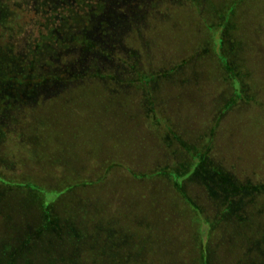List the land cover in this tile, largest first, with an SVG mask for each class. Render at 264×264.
<instances>
[{
	"label": "rangeland",
	"instance_id": "1",
	"mask_svg": "<svg viewBox=\"0 0 264 264\" xmlns=\"http://www.w3.org/2000/svg\"><path fill=\"white\" fill-rule=\"evenodd\" d=\"M63 1L0 0V17H4L0 68H5L8 80L0 82V123L6 122L2 124L7 129L0 135V175L8 182H28L16 185L0 180V199L7 188L13 189L7 192L9 196L23 199V190L32 188L33 183L50 190L43 196L46 205L58 198L55 188L62 181L60 186L67 189L56 201V213L61 217L68 214L64 219L69 221L77 219L76 226L86 237L77 242L63 237L60 247L50 245L57 264H205L206 260L207 264H261L258 252L251 247L264 229V193L250 197L254 204L242 195L247 200L244 205L237 204L241 198H235L237 207L232 206L226 201L223 175L234 176L238 187L264 183V0H246L234 13L259 50L254 59L252 46L245 45L252 73L249 85L259 82V88L251 94L252 99H244L248 102L236 91L233 101L237 104L219 118L216 112L227 99L222 93L218 57L211 52L218 48L206 47L204 34L197 36L202 24L188 8L189 3L179 6L185 0H160L168 1L171 18L164 25L146 28L145 40L153 43L149 42L151 55L145 48L138 59L145 60L153 73L169 70L158 75L148 71L150 74L139 76V83L146 85L149 77L165 79L157 80L168 84L160 88L162 93L152 88V95L160 93L164 105L147 112L173 119L171 129L179 134V143L163 139L166 132L156 121L144 128L136 120L126 125L127 113L140 111L137 99L145 98V93L132 86V93H125L124 83L116 86L111 82L109 90L105 78H90L79 90L66 92L71 85L63 83L59 66L65 68L63 53H68L65 45L71 32L58 34L59 42L45 39L48 29L57 24L51 10L60 14L61 6L66 5ZM217 1L223 4L228 0ZM92 10H87L88 22L96 20ZM157 15L164 20L163 15ZM217 16L209 18L212 24L221 21ZM258 21L259 34L255 35ZM171 26L176 32L169 34ZM157 32L175 38L155 46L153 34ZM215 38L211 29L209 39ZM199 50L204 52L202 57ZM73 53L78 54V49ZM111 57L121 69L116 62L121 56L116 53ZM181 63L184 65L179 67ZM76 67L77 63L72 70ZM22 68L25 71L16 76V70ZM45 73L59 79L49 81L51 77ZM177 78L188 80L192 90L173 91L176 87L169 84ZM181 94L185 107L177 99ZM198 147L207 148L206 161L220 170L216 179L193 175ZM183 179L182 194L193 205L186 204L179 192ZM4 203H0V264H8L6 255L20 246V236L31 218L27 211L33 207L27 201ZM35 252L38 254L32 258L41 260V252Z\"/></svg>",
	"mask_w": 264,
	"mask_h": 264
},
{
	"label": "trees",
	"instance_id": "2",
	"mask_svg": "<svg viewBox=\"0 0 264 264\" xmlns=\"http://www.w3.org/2000/svg\"><path fill=\"white\" fill-rule=\"evenodd\" d=\"M245 2L246 0H228L223 4H220L221 1L217 0H185L183 3L178 4L179 6L183 5L184 3L190 4V7L188 8L191 9L193 14L197 15H195V19L200 20L202 24L200 32H196L197 36L200 38L201 34L202 36L204 34V36L206 37L204 43H207L204 45L207 47L211 44L213 45V47L218 48H214L213 50L215 52H211L217 55L218 57V62L216 63L218 66V71H221L223 73L222 83L224 89L222 93L225 94L224 99H227L226 102H223V104L220 105V112H218V110L216 112L218 114V118L222 116L223 113L228 111L231 105L237 102L233 101V94L236 91L240 93L239 98L245 101L244 99H246L247 97H249L247 99H252L250 97L251 94H253V92L256 93L257 89L259 88V82H257L256 84L254 83L253 85H249V82L252 79V73H250V70L247 67L246 59L248 55H245L247 53L245 45L249 43V46H252V54L254 55V59L259 50L256 49V44H252V39H248L249 35L240 22V16H234V13L237 12L238 8L243 6ZM63 3L66 5L61 6L60 14L57 10H51L52 12H54L51 16H54L55 22H57V24L54 25V27H52L51 29H48L47 36L46 38H44L48 41L57 40V42H59V40L61 39L60 37H58V34L65 35L66 33L71 32L69 34L70 38L68 40L66 39V41L68 42L65 45V51H67L68 53L67 55L63 53V65L65 68L62 69L61 65L59 66L62 77L64 78L63 83L67 86L71 85L66 89L68 90L66 92L76 89L79 90L80 87H82L84 84H87V82L83 81L85 79L86 81L88 79L90 80V78L95 79L97 81H102V79L105 78L106 80H108L106 87L107 89H109L108 85L111 82L115 83L116 86H120L118 82L124 83L122 91H124L125 93H132V86L133 88H135V90H139L140 92L145 93V98L141 101L137 99L136 108H138L140 111L136 109L127 113V116L125 117L126 125H130L131 123H136V121H139L141 127L144 128L147 123H155L156 121L160 125L161 130L166 132L162 134L164 135V137L162 136L163 139H166L169 142L177 141V143H179V134L177 132H174L173 129H171V123L174 125L173 119L170 120L169 117H166V119H164L163 117H159L156 113L154 115H151V113L148 114L147 112L148 108L153 110L152 112H156L158 107L164 105L165 102L160 100V93L157 97H154L152 95V88L156 87L161 93L163 92L160 88L163 85L168 84L159 83L160 80L165 79H160L156 75L162 72H167L169 69H164L160 71V73H153L147 67V64L144 62L145 60L138 59L141 58L143 54L141 50L144 51L145 48L148 52L147 55H151L152 47L150 43L152 42L148 41V39L145 40L146 38H148L147 36H145L146 28L150 27L151 25L161 26L166 24L170 20L171 16L169 12H172V10L169 9V7L171 6H169L168 1L161 2L160 0H70V4H67V0H65L63 1ZM2 8L3 6L0 5V11L2 10ZM91 8L94 9V11H92L93 14L96 16V20L93 22H88L90 15L88 14L89 11L87 10ZM228 8V12L224 13ZM178 9H183V7ZM80 11L83 12L80 14ZM156 13L163 15L164 20H159V15H157ZM215 14L218 15V18L220 17L221 21L212 24L209 18L213 19V16ZM99 16L100 18L97 20V17ZM165 17H168V19H165ZM0 18L1 25L3 23L4 17L1 16ZM84 21H86L87 23H84ZM105 21L106 26L104 25ZM259 23L261 24V22L258 21L254 26L255 35L259 34ZM172 28L173 29L169 34L176 32V27L173 26ZM114 29L116 31H114ZM211 29H213V31H215L216 33L215 41H211V39H209V32ZM72 32L78 33L73 34ZM153 36L157 43L154 44L155 46H162L165 44L166 39L172 41V39L175 38V35L169 36L163 33L160 34L159 32L153 34ZM1 40H4V38L1 37ZM136 42L140 44L136 45ZM130 45H133V47ZM77 49L78 54H74L73 52H75ZM199 51L200 57H202L204 52L203 50ZM125 52H127L126 55ZM116 53L121 56V59L118 58L116 62H120L122 70L119 69V67L114 62L115 59L111 57ZM135 59H137L138 61ZM76 63L78 67H76L75 70H72L74 69ZM137 63L140 65V67ZM186 63L187 62H184V64ZM184 64L181 63L179 67L183 66ZM24 71L25 68H22L21 70L17 69L16 76H21ZM148 71L152 74H156L154 76H156L157 78L149 77L146 82V85L140 84L139 76L142 77V74H150L148 73ZM45 75L48 78L51 77L50 79H47L49 81L54 82L55 80L57 81V79H59L58 77H55V74L45 73ZM136 75L138 76V78L134 80ZM131 76H134V78ZM154 80L159 81H157V84H155L152 82ZM187 81L188 80H183V78H177L169 85L172 87H176V89L172 88V90L175 92H180L184 89L187 90L189 89V87L191 91L192 88ZM0 82H8L7 73L5 72V68L2 67L0 68ZM78 82H81V84H77ZM98 83L102 86L100 82ZM177 96V99L181 101L180 104L182 103V105L185 107L186 99L184 95L181 94ZM166 97L167 95L165 96V98ZM3 98L5 100V96H3ZM6 99L8 98L6 97ZM248 101L250 100H246L245 102ZM3 102L4 101H1V103ZM144 112L146 114H144ZM2 123L6 122L0 123V135L7 132L6 124ZM160 138L161 137L158 136V140H160ZM199 149L200 147H198V150H196V152L198 151L196 154L197 164L195 165L194 171L192 172L193 175H195L194 172H196L199 173L202 177L208 179L209 181L211 177L216 179L220 176V173H218L220 170H218L217 167H214L213 165H211V163L206 161L205 153L207 148L206 150ZM205 174L206 176L208 175L211 177H206ZM223 178V185L227 188L226 201L232 206L237 207V204L244 205L247 200L242 195L249 196L248 202L250 204H254L255 202L250 197H252L253 194L255 196L264 193V183L253 184L248 182L242 187H238L237 182H235L234 176H228L224 174ZM185 179H188V176ZM185 179L180 182L181 187L179 188V192L181 194V190H184L183 181ZM0 180L5 181L9 184H28V182H8V180L1 175ZM64 181L67 182L66 180ZM204 182H206L205 179ZM60 183L58 184V188H55L58 189L56 190V193L59 194L58 198L55 196L46 205L43 196L45 192H48L50 190L48 188L46 189L41 185L37 186L31 183L32 188L27 187V190L19 189L23 190L24 192V200L14 198L12 197V195L9 196L7 192L11 193L13 191L12 188H7L5 192L2 191L4 192V197L0 199V203H7L9 201H27L31 206H33L27 211V213H31V218L29 224L27 225L26 231L20 236V246L17 245L16 251L13 254H7L6 252H4L7 254L5 259L8 264H17L18 262H20V264H57L59 260L54 256L53 249L54 247L56 248L62 245L60 242L63 237L73 238L76 242L77 240L86 237L84 233L82 235V232H79V230L82 228L80 226H76L78 221L77 219L69 221L67 219H64L68 217V214H64V216L61 217L58 216L56 213V210L58 209L56 201L60 199V195L64 194L67 189L62 188L60 186ZM213 184L215 183L213 182ZM0 187H2L1 184ZM182 196L186 204L190 203L191 205H193L192 202L186 197V195L184 197V195L182 194ZM26 197H28L27 200L25 199ZM235 198H241V200H239L241 202L236 204L234 201ZM228 199H230L231 201L229 202ZM69 215L71 216L70 213ZM31 220L36 221L31 222ZM252 241L253 246L251 248H253V251L255 250L256 252H258L259 258L262 261L261 264H264V229L263 232ZM32 242L35 243L32 244ZM50 245L53 246V249L49 248ZM35 251H38L39 253L41 252V260H37V258H32V256H36L38 254H33L36 253ZM207 263L208 262L206 260L205 264ZM252 263L256 264L255 261H253Z\"/></svg>",
	"mask_w": 264,
	"mask_h": 264
}]
</instances>
